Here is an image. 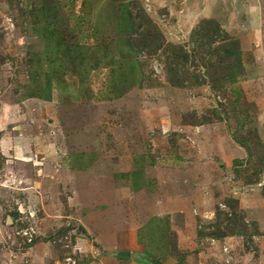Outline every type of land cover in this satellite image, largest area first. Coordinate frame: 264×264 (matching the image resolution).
<instances>
[{
    "label": "rangeland",
    "instance_id": "rangeland-1",
    "mask_svg": "<svg viewBox=\"0 0 264 264\" xmlns=\"http://www.w3.org/2000/svg\"><path fill=\"white\" fill-rule=\"evenodd\" d=\"M0 264H264V0H0Z\"/></svg>",
    "mask_w": 264,
    "mask_h": 264
}]
</instances>
